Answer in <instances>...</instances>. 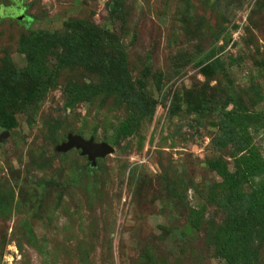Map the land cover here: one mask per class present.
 Instances as JSON below:
<instances>
[{"label":"rangeland","instance_id":"1","mask_svg":"<svg viewBox=\"0 0 264 264\" xmlns=\"http://www.w3.org/2000/svg\"><path fill=\"white\" fill-rule=\"evenodd\" d=\"M74 21L99 30L97 65L62 69L0 131V264H225L211 163L237 169L239 147L217 126L234 111L264 160V0H0V70L26 66L20 46L31 33ZM120 50L134 102L151 112L116 139L131 106L101 93L68 109L66 89L102 86L100 64ZM68 134L113 153L77 181L87 158L56 150ZM256 254L264 264V238Z\"/></svg>","mask_w":264,"mask_h":264},{"label":"trees","instance_id":"2","mask_svg":"<svg viewBox=\"0 0 264 264\" xmlns=\"http://www.w3.org/2000/svg\"><path fill=\"white\" fill-rule=\"evenodd\" d=\"M109 11L110 14H118L113 5ZM21 12L23 14L24 9ZM23 19L25 21L27 17ZM86 27L84 22L74 21L66 24L60 32L36 31L22 40L20 52L25 55L26 66L16 69L8 61L7 68L0 70V131L13 130L14 114L21 104L28 105L40 99L54 86L62 69L68 66L91 69L97 65L96 53L104 48V44H100L102 37L99 30L91 27L82 32L78 30ZM55 60L56 65H53L51 61ZM103 60L100 65L105 83L102 86L89 83L82 87L70 83L66 89V108L73 109L77 103L90 101L101 93L118 96L131 108L128 118L119 125L115 138L131 136L143 116L151 111L149 106H146V112L139 106V101L134 102L133 89L129 87L130 82L125 80V52L120 50L115 58L104 57ZM113 75L114 79L111 78ZM206 109L202 107L200 112L208 115ZM223 114L217 123L218 133L222 139L234 142L241 154L236 158L237 169L234 173H230L222 164L211 163L221 182L210 189L208 202L222 205L226 214L225 226L217 236L216 252L225 264H256L257 247L264 238V181H255L264 177V160L239 123L241 115L236 111ZM90 171L91 165L88 164L87 168L78 171L76 180L79 181L83 174ZM247 184L251 187L249 193L243 191ZM204 214L205 209L202 208L198 213L200 219L191 216L190 220L198 225Z\"/></svg>","mask_w":264,"mask_h":264},{"label":"water","instance_id":"3","mask_svg":"<svg viewBox=\"0 0 264 264\" xmlns=\"http://www.w3.org/2000/svg\"><path fill=\"white\" fill-rule=\"evenodd\" d=\"M23 15L16 19L21 20ZM72 149L80 151L81 156L87 158V162L91 167L96 165L98 159H102L113 153L112 147L106 143H95L93 137L86 140L74 134H68L66 142L62 143L56 150L60 153H65Z\"/></svg>","mask_w":264,"mask_h":264}]
</instances>
